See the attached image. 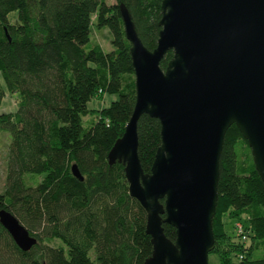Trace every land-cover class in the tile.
<instances>
[{"label": "trees", "instance_id": "trees-1", "mask_svg": "<svg viewBox=\"0 0 264 264\" xmlns=\"http://www.w3.org/2000/svg\"><path fill=\"white\" fill-rule=\"evenodd\" d=\"M0 0V137L9 134L0 211L11 214L36 244L19 249L0 224V264H143L152 254L147 215L129 195L124 166L107 155L124 133L135 103L130 44L118 5L124 4L144 47L152 51L163 0ZM16 13L10 21L8 16ZM92 28L107 29L113 51L92 42ZM173 54L160 63L165 70ZM116 97L90 109L96 96ZM95 114L96 120L82 125ZM137 154L150 173L161 144L160 124L137 123ZM1 149V138H0ZM75 165L82 181L71 173ZM218 201L212 220L217 263L264 264V185L250 149L231 126L219 158ZM242 224L247 241L224 230ZM174 242L175 230L163 224ZM57 242V243H56ZM263 254L256 258L255 253ZM211 264V263H209Z\"/></svg>", "mask_w": 264, "mask_h": 264}, {"label": "water", "instance_id": "water-1", "mask_svg": "<svg viewBox=\"0 0 264 264\" xmlns=\"http://www.w3.org/2000/svg\"><path fill=\"white\" fill-rule=\"evenodd\" d=\"M118 9L130 44L135 103L107 160L124 166L129 195L146 212L152 254L143 264H209L219 158L231 126L246 141L264 185V0H163L152 51L125 5ZM168 52L173 56L162 70ZM142 115L160 124L150 173L137 154ZM71 173L83 180L75 165ZM0 224L22 251L36 244L8 212L0 211ZM163 224L175 230L174 242Z\"/></svg>", "mask_w": 264, "mask_h": 264}, {"label": "rangeland", "instance_id": "rangeland-1", "mask_svg": "<svg viewBox=\"0 0 264 264\" xmlns=\"http://www.w3.org/2000/svg\"><path fill=\"white\" fill-rule=\"evenodd\" d=\"M108 2L110 4H115L113 0H109ZM15 16L16 13H11L8 16V19L11 21ZM91 40L92 42L98 44L104 52L109 53L113 51V46L110 43L111 36L107 29L98 30L92 28ZM115 99L116 97L98 95L90 102L89 107L94 111H100L102 108H107L109 104ZM16 102H17L16 95L7 94L1 102L0 113H7L14 111L17 106ZM95 120H96V115L89 114L82 119V125L86 127L87 122H91V121L94 122ZM0 138H1V149H0V192H1L3 190L4 181H5V157H6L7 145L9 144V134L3 132ZM234 227H235V223H233L232 220H229L227 218L224 219V230L227 233V235L235 241L234 239L235 235L233 233ZM262 254H263L262 249H259L258 251H256L255 256L256 258H260ZM208 261L211 264L217 263L218 262L217 255L210 254L208 257Z\"/></svg>", "mask_w": 264, "mask_h": 264}, {"label": "built area", "instance_id": "built-area-1", "mask_svg": "<svg viewBox=\"0 0 264 264\" xmlns=\"http://www.w3.org/2000/svg\"><path fill=\"white\" fill-rule=\"evenodd\" d=\"M234 232L238 236V239L242 242L247 241V235L241 223L235 222Z\"/></svg>", "mask_w": 264, "mask_h": 264}, {"label": "crops", "instance_id": "crops-1", "mask_svg": "<svg viewBox=\"0 0 264 264\" xmlns=\"http://www.w3.org/2000/svg\"><path fill=\"white\" fill-rule=\"evenodd\" d=\"M11 112H13V111H11Z\"/></svg>", "mask_w": 264, "mask_h": 264}]
</instances>
